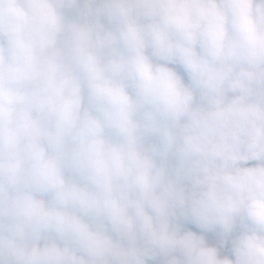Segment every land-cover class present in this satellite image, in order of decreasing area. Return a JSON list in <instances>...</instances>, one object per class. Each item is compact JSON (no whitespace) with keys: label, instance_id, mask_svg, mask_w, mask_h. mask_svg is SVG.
Instances as JSON below:
<instances>
[{"label":"clouds","instance_id":"9594fccd","mask_svg":"<svg viewBox=\"0 0 264 264\" xmlns=\"http://www.w3.org/2000/svg\"><path fill=\"white\" fill-rule=\"evenodd\" d=\"M0 264H264V0H0Z\"/></svg>","mask_w":264,"mask_h":264}]
</instances>
